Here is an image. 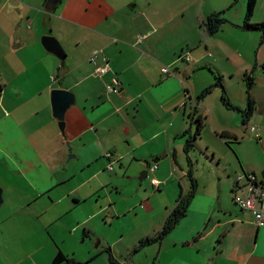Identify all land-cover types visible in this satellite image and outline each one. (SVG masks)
<instances>
[{
	"label": "crops",
	"instance_id": "crops-1",
	"mask_svg": "<svg viewBox=\"0 0 264 264\" xmlns=\"http://www.w3.org/2000/svg\"><path fill=\"white\" fill-rule=\"evenodd\" d=\"M203 1L60 0L49 10L48 0H0V226L20 209L40 206V213L56 212L39 231L41 238H18L17 244L0 238L7 262L54 264L59 250L88 262L97 253L84 238L96 231L88 209L98 214L101 207L106 209L111 217L106 226L129 218L130 226L148 228L142 239L155 234L180 193L190 189L189 158L193 165L205 158L206 172L202 164L193 172L198 187L187 215L143 252L144 257H135V244L127 247L126 262L264 264V227L235 202L246 192L245 179L235 184L243 170L263 180L264 34L234 25L243 22L245 3L217 34H210L205 21L224 12L227 0L224 9H204ZM261 21L264 0H259L253 17V22ZM47 35L65 50V66L46 48ZM203 42L214 52L206 55ZM191 51L193 62L186 59ZM105 64L109 71L96 74V67ZM166 66L173 75L163 72ZM246 74L255 77L250 94ZM115 77L119 94L107 90ZM218 77L240 109L247 108L251 95L255 109L247 125L223 102L220 89L217 96L199 98ZM58 87L77 97L66 113L65 133L53 113L51 90ZM200 119L203 130L196 148L187 151L190 134L184 133H195ZM209 127L224 148L200 147ZM230 148L239 154V162ZM111 162L121 169L114 183L104 175ZM154 162L158 169L146 178L160 183L154 187L149 182L153 191L148 192L143 182L135 183ZM119 180L131 184L120 186ZM108 189L123 199L105 201ZM81 241L86 247L79 253L76 245ZM111 246L107 239L103 248L114 254ZM113 257V264H122Z\"/></svg>",
	"mask_w": 264,
	"mask_h": 264
},
{
	"label": "rangeland",
	"instance_id": "rangeland-1",
	"mask_svg": "<svg viewBox=\"0 0 264 264\" xmlns=\"http://www.w3.org/2000/svg\"><path fill=\"white\" fill-rule=\"evenodd\" d=\"M224 1L225 0H204L203 1L204 9H209L210 7H217L218 9H224L223 8V5H225ZM246 2H247V0H227L226 7H228V8H226V10H222V11H224V17L226 19L230 20L228 18L229 15L230 14L235 15L236 12L241 10L244 3L247 6ZM246 10H247V7H246ZM201 49L204 50L206 55H209L210 53L214 52L211 48H208L206 50L204 42L201 46ZM188 54L192 59L190 62H193L196 59L194 57V52L192 53V51H191V53H188ZM204 61H206V60H204ZM204 67H208V66H204ZM204 70H207V69H201V71H204ZM216 80L217 79L215 78V82H216ZM213 85H215V83ZM219 89L221 90V95H220V98H221L223 91H222V87H220V86H213L212 91L209 95L217 96V92ZM247 89H248V87H247ZM201 140L202 141L200 142V147L202 146L203 149L205 147H207L206 146L207 144H210L214 148H216L218 146H219V148L220 147L224 148V146L221 144V142L218 141V139L215 137V134L212 133V130H210V127H209V129H207L204 132ZM217 151H220V150H217ZM231 151L233 153V156L239 162L240 158H239V154L237 153V151L236 150L234 151L233 149H231ZM199 152H200L199 149H197V155L199 154ZM218 153H220V152H218ZM216 156H217V154H216ZM70 157H72V154L69 153V158ZM198 157H199V155H198ZM210 157H211V155H209V158ZM205 160L206 159L203 158L202 161H199L198 165L196 163H194L193 172L201 164L202 165L200 166V168H201L202 172H206V171H204V167L208 168L209 166H206L203 164V161H205ZM208 163L209 164L211 163L210 160H208ZM214 164L215 163H213V165ZM113 168H115V170H109L108 166H107L105 169V174H104L106 181H111L112 183H114L116 180V178H114V174H115L116 170L118 169V171L119 170L121 171L119 164H116V167L114 166ZM139 176H140V173L138 174V178H137L135 184L139 185L143 182V187H142L143 190H147L148 192L153 191V187L149 184V182H150L149 178H146L145 180L140 181ZM126 183H130V182H128V181L124 182L123 180L118 181V184L120 186L125 185ZM186 183H188V182H186ZM178 189L180 190L181 188H178ZM105 192H106L105 193V201L110 200L111 198L114 199L115 201H117V200L120 201L123 199V196L120 197V195H117V193H115V191L112 189H108V192L107 191H105ZM126 192H127V190H126ZM99 210H101L100 214L95 213V210H93V209H88V211H87L89 217L93 216L92 226L95 227L96 231L95 232L88 231V234H85L86 236L84 238L92 246V250L96 251L97 253L94 257H92L91 259L86 260V261H88L89 264H113L109 260V252L107 250H104V248H103V245L106 244V240L110 239V242H112V244H114V247L112 248V246H111L109 248L113 249L115 251L113 255L119 261V263L130 264L129 262L128 263L126 262V260L130 261V256L126 252V248L132 247L134 244L136 246L139 243V241L142 239L140 236L143 235V233H145V231L148 228L147 227H139V226L138 227L137 226H130L129 225V222H130L129 218H127L126 221H121V223H119V224L113 223V225L106 226V221L111 222L110 214L108 213V211L106 209L102 210V207ZM12 213H14V211ZM93 213H95V214H93ZM3 216H4V208L0 209V219ZM55 217H56V212L54 210H51V211L46 212L44 214L40 213V206L29 207L28 209H25V210L20 209L18 211V213L14 214L13 216H9V219L7 221H5V223H4L6 226H0V238H2V239L7 238L9 240H12L13 244H17L18 238H21L22 242L26 238H31V239L41 238V236H39L40 235L39 231L42 230V226H46L45 223L53 220ZM67 219L69 220V216L67 217ZM141 221H143V220L141 219ZM135 223L137 224L138 221H136ZM57 224L63 225V223H60V222H57ZM144 224H145V226H151L149 223L147 225H146V223H144ZM51 226H54V225H51ZM46 234L48 235V233H46ZM152 245L153 244L147 245V246L143 247L142 249L135 251V253H137V254H134V255H136L135 257H137V256L144 257L143 252H145L147 249H150L149 247H151ZM76 247H77L76 248L77 250H79L81 248H85L86 243L81 241L79 244L76 245ZM79 253H81L80 250H79ZM6 254L7 253H5V249L0 245V264H11V262H7V260L5 259ZM1 257H3V260H1ZM24 264H31V263L29 261H27V262L25 261Z\"/></svg>",
	"mask_w": 264,
	"mask_h": 264
},
{
	"label": "trees",
	"instance_id": "trees-1",
	"mask_svg": "<svg viewBox=\"0 0 264 264\" xmlns=\"http://www.w3.org/2000/svg\"><path fill=\"white\" fill-rule=\"evenodd\" d=\"M258 3H259V0H247V6H246L247 10H246L244 21L241 24H234V25L242 31L257 32V33H261L263 35L264 34V21L253 22V17H254L255 11L257 9ZM227 22H229V20L224 17V12H216V13L207 17V19L205 21V26L207 28V31L210 34L215 35L221 30L222 26ZM221 80L222 79L220 77H218L216 82H215V85H213V86L222 87V91H223L222 100H223V102L228 107L236 109L241 114V118L243 119L244 125H247V122L249 121V119L253 115V112L255 109V102L253 101L251 95H250V99H249V103H248L247 108L246 109H240L239 107L232 104L230 97H229V94H228V91H227L225 85L222 84ZM246 82H247L248 90H249V94H250V92H251L250 90L255 84V77H253L252 74H246ZM213 86H209L206 89H204V91L202 92V94L200 95L199 98H204L207 95H209L212 91ZM195 126H196L195 127V129H196L195 133L199 136L193 137L191 135L190 131H186L184 133V134H190V138L187 140V143H186V150L187 151L191 150V148H193V147L194 148L196 147V145H197L196 141L200 137V133L203 130V121L201 119L198 120V122L196 123ZM223 137L227 139L228 136L223 135ZM205 152H206V150H202V153H205ZM189 165L190 166H189V170H188V177L190 179V189H189L188 193L187 194H183V192L180 193L179 199L177 201V205L174 208L173 212L170 214V216L165 221L162 229L153 235H150V236H147V237L141 239L139 241V243L135 246L134 252L142 249L143 247H145L147 245L155 244V243L163 240L176 227V225L179 223V221L187 215L189 207L192 203L193 197H194V195L197 191V187H198L197 178L194 176L193 170L191 168L192 167V160L190 158H189ZM109 260L111 262L115 261L113 254L110 251H109ZM53 263L54 264H89V262H81V261H78L77 259H75L73 257H69V256L65 255L61 250H59V252L57 253Z\"/></svg>",
	"mask_w": 264,
	"mask_h": 264
},
{
	"label": "built area",
	"instance_id": "built-area-1",
	"mask_svg": "<svg viewBox=\"0 0 264 264\" xmlns=\"http://www.w3.org/2000/svg\"><path fill=\"white\" fill-rule=\"evenodd\" d=\"M97 56H93L91 58V61L95 62ZM105 60L107 58H104ZM186 59L188 61L191 60L190 56H186ZM109 71V64L105 65H98L95 69V73L104 76L107 72ZM163 72L166 74H171L173 75L174 72L170 70L169 67H164ZM107 90L111 93L119 94L121 93V88H120V81L117 77H115L111 82L107 83ZM190 92L186 91V97L188 98L190 96ZM195 101V100H194ZM256 127H252V130H255ZM110 155V154H109ZM148 176L152 173H155L156 170L158 169V163H149L148 165ZM109 170H113V163L111 162L108 165ZM240 182L243 180L242 176H240ZM151 185L154 187L159 186V180L156 178H153L151 180ZM246 192L244 195H239L235 197V202L238 206H240L243 210L248 211L253 219L254 222L259 226V227H264V182H260L257 180L256 176L250 175L248 179L246 180Z\"/></svg>",
	"mask_w": 264,
	"mask_h": 264
},
{
	"label": "water",
	"instance_id": "water-1",
	"mask_svg": "<svg viewBox=\"0 0 264 264\" xmlns=\"http://www.w3.org/2000/svg\"><path fill=\"white\" fill-rule=\"evenodd\" d=\"M59 2L60 0H48L47 8L49 10H54L59 4ZM43 42L49 51L53 52L62 60V66H65L66 54H65V50L60 45L59 41L55 37L51 35H47L44 36ZM51 98H52L54 117L58 121L60 130L63 133H65V128H66L65 116L68 110L77 104L76 93L69 89L58 87L51 90ZM198 105H199V100L197 101V106ZM192 136L197 137L199 135H197L196 133H192ZM192 165H193V161H192ZM147 175H148V169L146 168L140 173L139 180L140 181L144 180L147 177ZM261 175L264 181V169L262 170ZM240 176H242L243 179L247 180L249 174L246 173L245 170H243L242 174L236 177V183H235L236 185L240 184V180H239ZM2 203H3V188L0 186V206Z\"/></svg>",
	"mask_w": 264,
	"mask_h": 264
},
{
	"label": "flooded vegetation",
	"instance_id": "flooded-vegetation-1",
	"mask_svg": "<svg viewBox=\"0 0 264 264\" xmlns=\"http://www.w3.org/2000/svg\"><path fill=\"white\" fill-rule=\"evenodd\" d=\"M148 167H149V166L147 165L146 168L148 169Z\"/></svg>",
	"mask_w": 264,
	"mask_h": 264
}]
</instances>
